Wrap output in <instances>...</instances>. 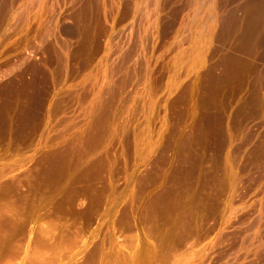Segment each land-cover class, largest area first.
Wrapping results in <instances>:
<instances>
[{
    "label": "rangeland",
    "instance_id": "rangeland-1",
    "mask_svg": "<svg viewBox=\"0 0 264 264\" xmlns=\"http://www.w3.org/2000/svg\"><path fill=\"white\" fill-rule=\"evenodd\" d=\"M154 1L0 0V264H240L255 248L264 0H220L213 22L208 0ZM185 150L205 160L179 207Z\"/></svg>",
    "mask_w": 264,
    "mask_h": 264
},
{
    "label": "bare ground",
    "instance_id": "bare-ground-1",
    "mask_svg": "<svg viewBox=\"0 0 264 264\" xmlns=\"http://www.w3.org/2000/svg\"><path fill=\"white\" fill-rule=\"evenodd\" d=\"M151 1H152V0H151ZM153 1H154V0H153ZM159 1H161V0H156V8H158V6H159V3H158ZM197 1H198V0H197ZM218 1H220V0H208V1L205 3V5H204V6L206 7V10H207L208 14H209V17H211V19H212L211 22H213V19L216 18L217 10H219V12H220V9H221V12H222V8H223L222 6H221L222 8H219V9H218V4H217ZM43 2H45V1H43ZM154 2H155V1H154ZM145 3H146V2H145ZM151 3H152V2H151ZM193 3H194V2H193ZM193 3H191V4H193ZM40 4H41V3H40ZM149 4H150V3H149ZM194 4H195V3H194ZM203 4H204V3H203ZM225 4H226V1H225ZM45 5H46V3H45ZM151 5H152V4H151ZM142 6H143V5H142ZM189 6H190V5H189ZM194 6H195V5H194ZM223 6H224V5H223ZM226 6H227V5H226ZM139 7H140V6H139ZM144 7H145V6H144ZM148 7H149V6H148ZM150 7H152V6H150ZM191 7H192V6H191ZM200 7H201V6H200ZM202 7H203V6H202ZM205 7L202 8V10L205 9ZM219 7H220V6H219ZM152 8H153V7H152ZM136 9H137V8H136ZM193 9H194V8H193ZM197 9H199V8H197ZM199 10H200V9H199ZM202 10H201V11H202ZM150 11H152V9H151ZM203 11H204V10H203ZM190 12H191V11H190ZM221 12H220V13H221ZM225 12H226V11H225ZM154 13H155V12H154ZM156 13H157V12H156ZM201 13H202V12H201ZM201 13H200V14H201ZM205 14H206V12H205ZM205 14H204V16H205ZM153 15H155V14H153ZM190 15H191V14H190ZM192 15H193V14H192ZM197 15H199V14H197ZM150 17H152V16H150ZM207 17H208V16H207ZM209 17H208V18H209ZM197 18H198V17H197ZM199 18H200V17H199ZM199 18H198V19H199ZM191 19H192V18H191ZM195 19H196V18H195ZM202 19H203V18H202ZM205 19H206V18H205ZM209 19H210V18H209ZM199 20H200V19H199ZM206 20H207V19H206ZM149 21H150V20H149ZM191 21H192V20H191ZM201 21H202V20H201ZM201 21H199V22H201ZM216 21H217V20H216ZM153 22H154V21H153ZM185 22H186V21H185ZM194 22H195V21H194ZM143 23H144V22H143ZM190 23H191V22H190ZM192 23H193V22H192ZM195 23H197V21H196ZM214 23H215V22H214ZM152 24L154 25V23H152ZM197 24H200V23H197ZM201 24H203V23H201ZM155 25H156V24H155ZM191 25H192V24H191ZM203 25H205V24H203ZM184 26H185V25H184ZM196 26H197V25H196ZM200 26H202V25H200ZM207 26H208V25H207ZM152 27H153V26H152ZM192 27H193V26H192ZM192 27H191V28H192ZM210 27L213 28V26H211V25H210ZM194 28H195V27H193V29H194ZM199 28H200V27H199ZM196 29H197V28H196ZM187 30H188V29H187ZM188 31H189V30H188ZM201 31H202V30H201ZM205 32H206V31H205ZM208 32H209V31H208ZM199 33H200V32H198V34H199ZM184 34H185V33H184ZM193 34H194V33H193ZM207 34H208V33H207ZM188 35H189V34H188ZM200 35H201V34H200ZM210 35H211V34H210ZM212 35H213V34H212ZM193 37H194V36H193ZM196 37H197V36H196ZM191 38H192V37H191ZM187 39H188V37H187ZM189 39H190V38H189ZM192 39H193V38H192ZM202 39H206V38H202ZM212 39H213V38H212ZM197 40H199V38H198ZM206 40H208V39H206ZM191 41H192V40H191ZM193 41H194V40H193ZM199 42H200V40H199ZM199 42H198V43H199ZM201 42H202V41H201ZM190 43H192V42H190ZM196 43H197V41H196ZM208 43L210 44V41H209V40H208ZM200 44H201V43H200ZM212 44H213V43H212ZM181 46H183V45H181ZM190 46H191V45H190ZM205 46H207V45H205ZM210 46H211V45H210ZM195 47H196V45L194 46V48H195ZM199 47H200V46H199ZM208 47H209V46H208ZM210 48H211V47H210ZM210 48H209V49H210ZM197 49H198V48H197ZM202 49H203V48H202ZM209 49H208V50H209ZM178 50H179V48H178ZM192 51H193V49H192ZM128 52H129V51H128ZM195 52H196V51H195ZM182 53H183V52H182ZM184 53H185V52H184ZM206 53H207V52H206ZM262 53H263V52H262ZM132 54H133V52H132ZM177 54H178V53H177ZM188 54H189V53H188ZM191 54H192V53H191ZM127 55H128V54H127ZM185 56H186V55H185ZM185 56H184V58H185ZM201 56H202V55H201ZM206 56H207V55H206ZM110 57H111V56H110ZM179 57H180V56H179ZM193 57H194V56H193ZM196 57H197V56H196ZM261 57H262V56H261ZM130 58H131V57H130ZM132 58H133V57H132ZM191 58H192V57H191ZM263 58H264V57H263ZM179 59H180V58H179ZM179 59H178V60H179ZM194 59H195V57H194ZM202 60H203V59H202ZM204 60H205V59H204ZM262 60L264 61V59H262ZM179 62H180V61H179ZM189 62H190V61H189ZM259 62H260V61H259ZM185 63H186V62H185ZM187 63H188V62H187ZM194 63H195V61H194ZM182 64H183V63H182ZM198 64H199V63H198ZM200 64H201V63H200ZM258 64H259V63H258ZM258 64H257V65H258ZM123 65H124V64H123ZM192 65H193V61H192ZM259 65H260L259 67H256V66L254 65L256 68L254 69L253 72H254L255 75L258 77V79H256L255 86H254L253 84H252V86L256 87V91L260 94V92L264 91V89H263L264 86H262V84L264 85V66H262L263 63H262V65H261V63H260ZM178 66H180V65H178ZM185 66H186V64H185ZM198 66H199V65H198ZM202 66H203V65H202ZM117 67H118V68L120 67L119 64L117 65ZM117 67H116V68L114 67V68L117 69ZM187 67H189V65H188ZM200 67H201V66H200ZM123 68H124V67H123ZM125 68H127V66H126ZM180 68H182V66H181ZM185 68H186V67H185ZM191 68H192V67H191ZM194 68H195V67H194ZM194 68H192V69H194ZM109 69H110V67H109ZM119 69H121V68H119ZM176 69H177V68H176ZM195 69H196V68H195ZM197 69H198V68H197ZM107 70H108V69H107ZM113 70H114V69H113ZM121 70H122V69H121ZM183 70H184V69H183ZM115 71H116V70H115ZM128 71H129V70H128ZM117 72H120V71L117 69ZM122 72H124V69H123V71H121V74H122ZM125 72H126V70H125ZM184 72H185V71H184ZM243 72H244V71H243ZM247 72H248V71H247ZM247 72H245L244 74L241 75L242 78H239V80H240V79L242 80V81H241V85H242V88L244 89L243 91H245L246 84H247V74L250 73V71H249L248 73H247ZM253 72H252V73H253ZM114 73H115V72H114ZM133 73H134V72H133ZM94 74H95V73H94ZM115 74H117V73H115ZM118 74H120V73H118ZM125 74H127V73H124V75H125ZM107 75H108V74H107ZM112 75H113V73H112ZM248 75H249V74H248ZM95 76H96V75H95ZM118 76H119V75H117L116 77H118ZM119 77H120V76H119ZM125 77H126V76H125ZM123 78H124V77H123ZM108 80H109V79H108ZM123 81H124V80H123ZM109 82H110V81H109ZM109 82H108V83H109ZM112 82H113V81H112ZM94 83H95V82H94ZM118 83H119V82H118ZM253 83H254V82H253ZM96 84H97V82H96ZM96 84H94V85H96ZM110 84H111V83H110ZM110 84L107 85V88H108V86H109ZM116 84H117V82H116ZM94 85H93V86H94ZM112 85H115V84H112ZM112 85H111V86H112ZM177 85H178V84H177ZM146 86H147V85H146ZM250 86H251V84H250ZM94 88H96V87H94ZM96 89H97V88H96ZM96 89H94V90L92 89V92L90 93V95H93V94H94L93 91H97V90H99V89H97V90H96ZM108 89H109V88H108ZM108 89H106V90H107V91H106V94H107L108 91H110V90H108ZM149 89H151V88H148V90H149ZM102 90H103V89H102ZM116 90H117V89H116ZM88 91H89V90H88ZM246 91H247V90H246ZM97 92H98V91H97ZM97 92H95V93H97ZM111 92H112V90L110 91V93H111ZM113 92H116V91H113ZM117 92H118V91H117ZM102 93H103V91H102ZM104 93H105V92H104ZM250 93H251V92H250ZM262 93H263V92H262ZM114 94H115V93H114ZM114 94H113V95H114ZM85 95H86V94H85ZM109 95H110V94H109ZM117 95H118V94H117ZM75 96H76V95H75ZM83 96H84V95H83ZM99 96H100V95H99ZM99 96H97V97L95 96V99H94V97L92 96L93 99H94V102H93V106H92V107H94L95 104H97V103L99 102L100 97L103 96V95L101 94V96H100V97H99ZM106 96H107V95H106ZM106 96L104 95L103 97L105 98ZM251 96H252V95H251ZM89 97H90V96H89ZM103 97H102V98H103ZM107 98L110 99V98H111V95H110V98H109L108 96L106 97V99H107ZM112 98H113V96H112ZM112 98H111L110 100H112ZM115 98H116V97H115ZM118 98H119V97H118ZM88 99L90 100V98H88ZM88 99H87V100H88ZM250 99L252 100V98H250ZM258 99H259V97H258ZM258 99H257L255 96H254V98H253L254 102H258ZM110 100H109V101H110ZM251 100H249V101H251ZM80 102H81V101H80ZM212 102H213V101H212ZM217 102H218V101H217ZM88 104H89V103H88ZM88 104H87V105H88ZM245 104H246V103H245ZM221 105H222V104H221ZM88 106H89V105H88ZM218 106H219V105H218ZM244 106H245V105H244ZM246 106H248V104H246ZM255 106H256V105H255ZM81 108H82V107H81ZM83 108H84V106H83ZM127 108H128V107H127ZM85 109H86V111L88 110L87 112H89V110H90V109H87V108H85ZM93 109H94V108H93ZM80 110H81V109H80ZM123 110H124V109H123ZM125 110H126V109H125ZM128 110H129V109H128ZM126 111H127V110H126ZM87 112H85V113H87ZM122 112H123V111H122ZM85 115H86V117L88 116L87 114H85ZM91 115H92V114H91ZM184 115H185V113H184ZM250 115H251V114H250ZM186 116H187V115H186ZM78 117H79V116H78ZM83 117H85V116H83ZM119 117H120V116H119ZM183 117H184V116H183ZM177 118H179V117H177ZM180 118H181V117H180ZM180 118H179V120H180ZM210 118H211V117H210ZM72 119H73V118H72ZM84 119H87V118H84ZM98 119H99V116H98ZM98 119H97V120H98ZM187 119H188V118H186V120H187ZM87 120H88V119H87ZM115 120H116V122H117V119H115ZM205 120H206V119H205ZM92 121H93V119H92ZM99 121H100V120H99ZM102 122H103V120H102ZM212 122L214 123L215 121H212ZM216 122H217V121H216ZM106 123H107V121H106ZM180 123H181V120H180ZM182 123H184V121H183ZM200 123H201V122H200ZM210 123H211V121H210ZM210 123H208V124H210ZM213 123H212V124H213ZM66 124H67V123H66ZM100 124H101V123H100ZM102 124H103V123H102ZM107 124H108V126L110 125L109 123H107ZM111 124H112V126H113V123H111ZM212 124H211L210 126H214V125H216V124H214V125H212ZM218 124H219V123H218ZM218 124H217V125H218ZM121 125H122V124H121ZM217 125H216V126H217ZM104 126L106 127V125H104ZM108 126H107V127H108ZM175 126H177V125H175ZM200 126H201V124H200ZM206 126H207V125H206ZM218 126H219V125H218ZM99 127H100V126H99ZM178 127H179V126H178ZM222 127H223V126H222ZM100 128H101V127H100ZM198 128H199V127H198ZM206 128H207L208 131H209V132H208L209 136H213V137H214V135H215L214 132L219 130L218 127L216 128L215 131H212L213 129L211 130V129L209 128V126L206 127ZM211 128H213V127H211ZM104 129H107V128H104ZM110 129H112V128H110V126H109V130H108V129H107V130L110 132ZM119 129H120V128H119ZM119 129H118V131H119ZM122 129H123V128H122ZM177 129H178V128H177ZM209 129H210V130H209ZM214 129H215V128H214ZM217 129H218V130H217ZM107 130H106V131H107ZM112 130H113V129H112ZM199 130H200V128H199ZM203 130H204V129H202V131H203ZM220 130H221V129H220ZM108 131H107V132H108ZM114 131H115V130H114ZM114 131H113V132H114ZM244 131H245V130H244ZM97 132H99V130H98ZM103 132H104V131H103ZM107 132H106V133H107ZM111 132H112V131H111ZM111 132L108 133V134H111ZM113 132H112V134H113ZM119 132H120V131H119ZM225 132H226V131H225ZM100 133H101V132H100ZM116 133H117V132H116ZM171 133H172V132H171ZM171 133H170V134H171ZM219 133H222V132L220 131ZM245 133H246V132H245ZM112 134H111V135H112ZM182 134H183V133H182ZM203 134H204V133H203ZM96 135H97V134H96ZM175 135H177V134H173V135L171 134L170 136H175ZM183 135H184V134H183ZM165 136H166V135H165ZM168 136H169V134H168ZM168 136H167V137H168ZM170 136H169V137H170ZM180 136H181V135H180ZM180 136L177 135V136H176L177 138H172V139H175V141H177L176 139H179L178 137H180ZM186 136H188V134H186ZM189 136H190V135H189ZM203 136H206V135H203ZM218 136H219V134H218ZM221 136H222V134H221ZM95 137H96V136H95ZM167 137H166V138H167ZM181 137H183V136H181ZM181 137H180V140H181ZM215 137H217V135H216ZM245 137H246V136H245ZM200 138H201V137H200ZM218 138H220L219 140H221V137H217V139H218ZM167 139H169V138H167ZM182 139H183V138H182ZM187 139H189V137H188V138L186 137V141L188 142ZM190 139H191V144H192L193 137H192V138L190 137ZM247 139H248V138H247ZM98 140H99V139H98ZM184 140H185V138L183 139V141H184ZM194 140H195V139H194ZM197 140H198V139H197ZM199 140H200V141H201V140H205V141H202L201 145H202L204 142H205V143L207 142L206 139H202V138H201V139H199ZM169 141H170V139L168 140V142H169ZM171 141H172V140H171ZM173 141H174V140H173ZM175 141H174V142H170V144L172 145L173 143H175ZM200 141H199L198 143H200ZM217 141H218V140H217ZM163 142H164V141H163ZM166 142H167V141H165V143H166ZM168 142H167V143H168ZM178 142H179V141H178ZM181 142H182V141H181ZM195 142H196V141H194L193 143H195ZM211 142H212V141H211ZM215 142H216V141H215ZM165 143H164V144H165ZM189 143H190V142H189ZM198 143H197V144H198ZM205 143H204V145H205ZM208 143H209V144H208V145H209L208 147H214L213 144L210 145V142H208ZM213 143H214V142H213ZM218 143H219V141L217 142V144H218ZM164 144H163V145H164ZM168 144H169V143H168ZM170 144L168 145L169 147H170ZM206 144H207V143H206ZM194 146H195V145H194ZM196 146H197V145H196ZM196 146H195V147H196ZM262 146H263V145H262ZM171 147L173 148V147H174V144H173ZM175 147L177 148V146H175ZM179 147H180V148H181V147L183 148L184 146H181V144H179ZM191 147H193V146H191ZM198 147H199V146H198ZM198 147H196V149H197ZM204 147H206V145H205ZM217 147H218V146H217ZM260 147H261V146H260ZM260 147H259V148H260ZM180 148H178V149H180ZM182 148L180 149L181 151H182ZM189 148H190V146H189ZM206 148H207V147H206ZM83 149H84V148H83ZM173 149H174V148H173ZM178 149H177V150H178ZM183 149H185V148H183ZM196 149H195V150H196ZM202 149H203V148H202ZM222 149H223V148H222ZM234 149H235V148H234ZM60 150H61V149H60ZM81 150H82V149H81ZM166 150H167V147L164 146L163 154H162V153H160V154L164 155L165 152H166ZM197 150H198V149H197ZM197 150H196V151H197ZM199 150H200V149H199ZM203 150H204V149H203ZM241 150H242V149H241ZM262 150H263V148H262ZM77 151H78V150H77ZM83 151H84V150H83ZM181 151H180V152H181ZM183 151H184V150H183ZM185 151H186V150H185ZM55 152H56V151H55ZM61 152H63V151H61ZM84 152H85V151H84ZM174 152H175V151H174ZM174 152H173V153H174ZM177 152H178V151H177ZM186 152H187V151H186ZM199 152H200V151H199ZM255 152H257V151H255ZM59 153H60V152H59ZM67 153H68V152H67ZM69 153H70V152H69ZM168 153H169V152H168ZM183 153H184V152H183ZM187 153H188V155L186 154L187 157H185V159L188 161V167L184 168V166H183L184 169H183V168H182V169H178V168L180 167V166H179V167L177 168L178 171L175 172V175H176V176H177V175H178V176H179V175L181 176L180 179L178 178V179H179L178 181H181V182H180V183L176 182V183H175V186L172 188V192L169 193V195L172 194L171 197H172V196L174 197V202H175V203L177 202V205H178L179 199H180L181 197L185 196V195H186V197H187V196H188L187 194H189V193L191 192V189L194 188V187L192 188V185H191L190 183H188V182H187V183H186V182L184 183V182H182V181H191V179L194 178V177L197 175V172H198L199 167H200V166H199V163H200V162H199V160L197 159V157L200 159L201 154L199 153L200 155L198 154L199 156H196V155H194L195 153H194L193 151H192L190 154H189V152H187ZM197 153H198V151H197ZM220 153H221V152H220ZM46 154H47V153H46ZM49 154H50V153H49ZM51 154H52V153H51ZM56 154H57V153H56ZM79 154H80V153H79ZM84 154H85V153H83V155H84ZM177 154L180 155V153H177ZM203 154H204V153H203ZM210 154H211V153H210ZM217 154H218V156H219V152H218ZM61 155L63 156V154H61ZM81 155H82V154H81ZM168 155H169V154H168ZM186 155H185V153H184V156H186ZM207 155H209V154H207ZM220 155H221V154H220ZM253 155H255V154H253ZM173 156H174V155H173ZM181 156H182V154H181L179 157H181ZM203 156H204V155L201 156V159H202V160H203L204 157H205V156H204V157H203ZM255 156L257 157V154H256ZM63 157H64V156H63ZM63 157H62V160H63ZM76 157H77V156H76ZM175 157H176V156H175ZM175 157H174V159H175ZM59 158H60V157H59ZM210 158H212V157H210ZM249 158H250V157H249ZM253 158H254V157H253ZM253 158H251L252 161H255L258 157H257L256 159H254V160H253ZM50 159H51V158H50ZM83 159H84V158H83ZM172 159H173V158H172ZM177 159H178V158H177ZM206 159H208V158L206 157ZM251 159H250V160H251ZM55 160H56V159H55ZM59 160H60V159H59ZM169 160H170V159H169ZM175 160H176V159H175ZM204 160H205V159H204ZM49 161H51V160H49ZM64 161H65V158H64ZM66 161H67V159H66ZM176 161H177V160H176ZM178 161L180 162V159H179ZM178 161H177V162H178ZM182 161H183V160H182ZM182 161H181V162H182ZM58 162H59V161H58ZM76 162H78V161H76ZM170 162H171V161H170ZM204 162H205V161H204ZM51 163H52V162H51ZM53 163H54V162H53ZM55 163H56V162H55ZM62 163H63V162H62ZM62 163H61V164H62ZM209 163H210V162H209ZM49 164H50V163H49ZM162 164H163V163H162ZM166 164H167V166H168V160H167V163H166ZM170 164H171V163H170ZM201 164H202V162H201ZM53 165H54V164H53ZM175 165H178V163H176ZM182 165H185V164H182ZM54 166H55V165H54ZM56 166H59V165H56ZM68 166H69V165H68ZM81 166H83V165L81 164ZM167 166L165 165V168H166V169H167ZM203 166H205V165H203ZM172 167H173V166H172ZM181 167H182V166H181ZM181 167H180V168H181ZM91 168H92V167H91ZM174 168H175V166H174ZM174 168H173V169H174ZM86 169H87V168H86ZM89 169H90V168H89ZM173 169H172V170H173ZM175 169H176V168H175ZM161 170H162V169H161ZM200 170H201V169H200ZM248 170H249V169H248ZM42 171H43V170H42ZM164 171H165V170H164ZM242 171H243V170H242ZM43 172H44V171H43ZM43 172H42V173H43ZM172 172H173V171H172ZM47 173H48V172H47ZM63 173H64V172H63ZM162 173H163V172H162ZM162 173H161V171H160V174H162ZM164 173H165V172H164ZM164 173H163V174H164ZM206 173H207V172H206ZM206 173H205V174H206ZM212 173H213V172H212ZM212 173H211V174H212ZM258 173H259V172H258ZM171 174H172V173H171ZM55 175H56V174H55ZM66 175H67V174H66ZM66 175H65V176H66ZM165 175H166V174H165ZM165 175H164V176H165ZM173 175H174V174H173ZM201 175H202V174H201ZM50 176H51V175H50ZM164 176H163V177H164ZM170 176H172V175H170ZM188 176H189V178H190V176H192V178L189 180V179H188ZM207 176H209V175H207ZM214 176H217V175L214 174ZM257 176H258V175H257ZM173 177H174V176H173ZM199 177H200V174H199ZM56 178H57V177H56ZM62 178H63V177H62ZM167 178H169V177H167ZM210 178H213L212 175L210 176ZM214 178L216 179L217 177H214ZM245 178H246V177H245ZM263 178H264V173H262V174L259 173V179L261 180V179H263ZM54 179H55V178H54ZM64 179H65V178H64ZM58 180H60V179H58ZM164 180H165V179H164ZM171 180H172V179H170V180L168 179V181H171ZM172 181H173V180H172ZM174 181H175V180H174ZM207 181H208V180H207ZM216 181L218 182V180L216 179V180H214V183H215ZM256 181H258V179H256ZM261 181H262V180H261ZM60 182H61V181H60ZM232 182H233V181H231V183H232ZM243 182H244V181H243ZM165 183H166V182H165ZM208 183H209V182H208ZM244 183H245V182H244ZM257 183H258V182H257ZM255 184H256V183H255ZM259 184H260V183H259ZM213 185H214V184H213ZM160 186H161V185H160ZM249 186H250V185H249ZM253 187H254V186H253ZM214 188H215V187H214ZM238 188H239V186H238ZM249 188H250V187H249ZM263 188H264V187H263ZM168 189H169V188H168ZM168 189H167V193H168ZM162 190H163V189H162ZM162 190H161V191H162ZM193 190H194V189H193ZM193 190H192V191H193ZM245 190H246V189H245ZM250 190H251V189H250ZM263 191H264V190H263ZM261 192H262V189H261V191L259 192V195H260ZM164 193L167 194L166 192H164V190H163L162 192H160V203H162V205H163V206H161V209L163 208L162 211H163L164 209H166V207H164V203H166L164 200H165V198H166L167 195L165 196ZM190 194H191V193H190ZM226 194H227V193H226ZM188 197H191V196L189 195ZM196 198H197V197H196ZM208 198H209V197H208ZM219 198H220V197H219ZM219 198H218V199H219ZM188 199H189V198H188ZM188 199H187V201H190V200H188ZM191 201H195V199H194L193 196H192ZM169 202H170V201H169ZM169 202H168V203H169ZM185 202H186V201H185ZM172 203H173V202H172ZM172 203H170V205H168V204L166 203V205H167V206H171ZM186 203H187V202H186ZM186 203H185V204H186ZM185 204H184V205H185ZM235 204H236V203H235ZM166 205H165V206H166ZM173 205H175V204L173 203ZM177 205H176V206H177ZM180 205L182 206L183 204H181V202H180ZM180 205H178V206L180 207ZM187 205H188V204H187ZM189 205H190V204H189ZM173 207H175V206H173ZM179 207H177V208H178L177 210H175L176 208H175V209L173 208V209H174V212H175V211L177 212V211L179 210ZM187 207H188V206H187ZM189 207H190V206H189ZM189 207H188V209H189ZM207 207H208V206H207ZM227 207H228V206H227ZM259 207H261V208L263 207V208H264V201L260 202ZM168 208L172 210V208H170V207H168ZM168 208H167V210H168ZM182 208H184V207H182ZM161 209H160V212H161ZM206 209H207V208H206ZM228 209H229V208H228ZM184 210H187V209L184 208ZM190 210H192V209L190 208ZM196 210H197V209H196ZM260 210H261V209H259V214H258L257 219H256V221H257L258 223H259V221H262V219H263V212L260 211ZM164 212H165V210H164ZM170 212H172V211H170ZM174 212H173V213H174ZM190 212H191V211H190ZM228 212H229V211H228ZM232 212H233V210H232ZM161 213H162V212H161ZM167 213H169V210L167 211ZM181 213H182V212H181ZM224 213H225V212H224ZM226 213H227V212H226ZM174 214H175V213H174ZM174 214H173V215H174ZM183 214H184V216H185V213H183ZM183 214H181V215H182V218L184 217ZM211 214H212V213H211ZM161 215H163V213L160 214V216H161ZM173 215H172V216H173ZM224 215H225V214H224ZM163 216H164V215H163ZM168 216L170 217V215H168ZM168 216H167V217H168ZM175 216H178V215L175 214L174 217H175ZM179 216H180V215H179ZM190 216H191V215H189V218H190ZM226 216H227V215H226ZM191 217H192V216H191ZM230 217H231V216H230ZM230 217H229V218H230ZM184 218H186V217H184ZM234 218H235V217H234ZM176 219H177V218H176ZM176 219H174V220H176ZM172 220H173V219H172ZM174 220H173V221H174ZM177 220H178V219H177ZM191 221H192V218H191ZM191 221H190V222H191ZM230 221H231V220H230ZM230 221H229V222H230ZM232 221H234V220H232ZM237 221H238V219H237ZM190 222L188 223V225L190 224ZM226 222H228V221H226ZM196 223H197V222H196ZM234 223H235V222L231 223L227 229L225 228V229L227 230V232H224V233L222 234V235H223V238L226 239L227 236H229V235H228V233H229L228 231H229V230L231 231V230H233V229L235 228V224H234ZM238 223H239V222H238ZM186 224H187V222H186ZM259 224H260V226H258L259 232H258L257 234H256V233L254 234V235H257V240H256V241H253V243L250 242V243H252V245H254L255 248L253 249V251H252V250H251V251H247V250H246L247 252H246V253L243 255V257H241V259H240V260H241V263H240V264H264V222H263V223H259ZM226 225H227V224H226ZM252 226H253V225H252ZM254 226L256 227V223L254 224ZM176 227H177V226H176ZM186 227H187V226H186ZM224 227H225V226H224ZM173 228H174V227H173ZM184 229H185V228H184ZM189 229H190V228H189ZM258 229H257V230H258ZM214 230H215V229H214ZM223 230H224V229H223ZM211 231H212V230H211ZM224 231H225V230H224ZM244 231H245V230H244ZM255 231H256V230H255ZM191 235H192V234H191ZM208 236H209V235H208ZM219 236H220V235H219ZM220 237H221V236H220ZM241 238H242V237H241ZM185 239H187V238L185 237ZM229 239H230V238H229ZM173 240H174V239H173ZM221 240H222V239H221ZM221 240H220V241H221ZM245 240H246V239H245ZM247 243H248V242H247ZM247 243H245V246L247 245ZM242 245H243V244H242ZM248 245H249V244H248ZM252 245H250V246L252 247ZM242 248H243V247H242ZM243 251H244V249H243ZM248 253H249V254H248ZM250 253H252V255H250ZM240 260H239V262H240ZM233 264H234V263H233Z\"/></svg>",
    "mask_w": 264,
    "mask_h": 264
}]
</instances>
